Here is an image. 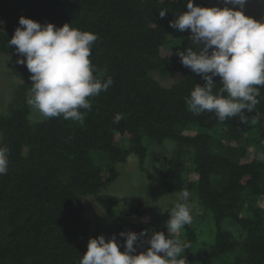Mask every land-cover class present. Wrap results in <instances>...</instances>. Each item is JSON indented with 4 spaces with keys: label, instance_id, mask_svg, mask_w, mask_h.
<instances>
[{
    "label": "trees",
    "instance_id": "obj_1",
    "mask_svg": "<svg viewBox=\"0 0 264 264\" xmlns=\"http://www.w3.org/2000/svg\"><path fill=\"white\" fill-rule=\"evenodd\" d=\"M206 2H0V52L32 48L0 114V264H264V19L200 33ZM144 136L174 142L153 169L176 203L132 197L102 231L82 196L111 211L101 190L130 154L142 167Z\"/></svg>",
    "mask_w": 264,
    "mask_h": 264
},
{
    "label": "rangeland",
    "instance_id": "obj_2",
    "mask_svg": "<svg viewBox=\"0 0 264 264\" xmlns=\"http://www.w3.org/2000/svg\"><path fill=\"white\" fill-rule=\"evenodd\" d=\"M7 1L9 0H0V2ZM232 4L240 6L239 9H242V18L249 15L251 19L250 22L252 23L250 24L249 22L248 27L251 30L261 25L264 19V0H207L202 11L201 20L198 23V31L200 33L208 31L219 15L226 11L225 8ZM245 19L247 21L249 20L247 18ZM31 54L32 48L30 45H26L21 49L8 53L0 52V114L6 111L7 104L12 98L14 90L19 83L18 74L20 73V68ZM153 77L161 84L169 85L176 80L177 75L172 74L163 76L153 74ZM38 95L47 96L46 91L40 92L39 94L28 93L27 95L30 106L29 120L31 122L39 121L45 116V110L42 106L41 98ZM45 100H47V98H45ZM142 142L147 148L142 167H139L136 155L130 154L126 162L118 165L119 174L117 178L110 185L101 190L103 194H114L119 198L118 204L115 205L111 211L107 212L99 206L91 194L87 193L82 196L84 213L88 218L93 221L99 218H106L109 220V222L100 229L102 231H105L109 226L115 224L114 219L118 216L119 209L124 206L126 200L132 197L140 199L143 204H154L162 210L176 203L177 194L168 193L162 188L159 174L153 169V165L156 163V155L159 156L156 165L159 168L165 167L167 159L174 147V142L170 139H165L159 144L150 140L147 136L143 137ZM196 204L200 205L198 199L193 195L190 203L193 214L195 215V208L197 215L199 214L201 217L209 219H202V221H200L202 226H204L202 227V236L207 237L213 231L210 212L205 209L208 214L207 217L205 212ZM97 229L99 228L97 227Z\"/></svg>",
    "mask_w": 264,
    "mask_h": 264
},
{
    "label": "crops",
    "instance_id": "obj_3",
    "mask_svg": "<svg viewBox=\"0 0 264 264\" xmlns=\"http://www.w3.org/2000/svg\"><path fill=\"white\" fill-rule=\"evenodd\" d=\"M239 5H235V4H232L231 6L225 8L226 9V12L233 18H237L239 19L243 24H245L246 26H248V23L251 21L249 15H246L245 18L249 19L248 21L245 19V18H242L243 16L241 15V8L239 9ZM241 7H242V4H241ZM243 20H242V19ZM252 22H250L251 24Z\"/></svg>",
    "mask_w": 264,
    "mask_h": 264
}]
</instances>
